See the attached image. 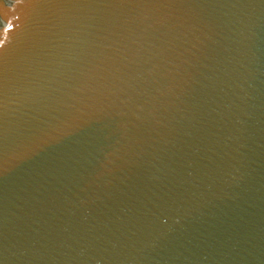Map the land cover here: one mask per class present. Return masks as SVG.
<instances>
[{
	"label": "water",
	"instance_id": "obj_1",
	"mask_svg": "<svg viewBox=\"0 0 264 264\" xmlns=\"http://www.w3.org/2000/svg\"><path fill=\"white\" fill-rule=\"evenodd\" d=\"M0 264H264V0H0Z\"/></svg>",
	"mask_w": 264,
	"mask_h": 264
}]
</instances>
